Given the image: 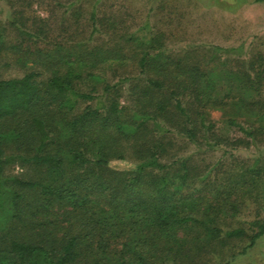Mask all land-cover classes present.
Listing matches in <instances>:
<instances>
[{"label":"trees","instance_id":"trees-1","mask_svg":"<svg viewBox=\"0 0 264 264\" xmlns=\"http://www.w3.org/2000/svg\"><path fill=\"white\" fill-rule=\"evenodd\" d=\"M138 43L139 80L125 95L126 77L112 83L98 72L114 59L100 49H58L36 58L45 76L0 78V264H194L213 242L253 246L264 235L263 217L251 233L222 236L219 217L237 210L236 187L211 196L193 187L203 171L185 148L210 147L211 75L166 53L157 35ZM113 160L132 163L117 169Z\"/></svg>","mask_w":264,"mask_h":264},{"label":"rangeland","instance_id":"rangeland-1","mask_svg":"<svg viewBox=\"0 0 264 264\" xmlns=\"http://www.w3.org/2000/svg\"><path fill=\"white\" fill-rule=\"evenodd\" d=\"M0 35V78L18 77L31 69L45 76L36 58L54 55L58 49L73 57L100 49L111 51L114 59L98 72L112 83L126 77L124 95L139 80V41L157 35L166 53L198 62L211 75L208 93L218 106L210 101L205 112L207 122L214 125L210 147L200 152L193 144L185 148L194 152L203 171L193 187L210 196L217 189L236 187L231 199L237 210L219 217L222 236L233 228L248 233L256 229L264 217V1L0 0ZM244 99L260 103L246 110ZM130 103L129 98L120 100L126 107ZM229 119L253 125L254 137L240 133ZM130 163L113 160L110 165L125 169ZM222 241L213 242L194 264H264V235L253 246L241 238Z\"/></svg>","mask_w":264,"mask_h":264}]
</instances>
